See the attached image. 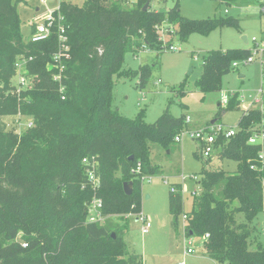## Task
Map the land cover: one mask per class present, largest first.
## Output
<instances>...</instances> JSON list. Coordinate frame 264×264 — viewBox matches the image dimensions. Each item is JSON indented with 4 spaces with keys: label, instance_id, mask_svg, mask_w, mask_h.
I'll return each instance as SVG.
<instances>
[{
    "label": "trees",
    "instance_id": "trees-1",
    "mask_svg": "<svg viewBox=\"0 0 264 264\" xmlns=\"http://www.w3.org/2000/svg\"><path fill=\"white\" fill-rule=\"evenodd\" d=\"M21 1L0 0V264H142V255L126 243L127 222L120 221L141 211L142 183L131 169L140 162L141 173L159 174L160 168L149 159V142L168 149L188 122L185 116H173L169 108L153 123L145 121V110L134 118L121 115L110 103L112 77L123 73L127 52L164 50L162 26H175L179 40L185 41L191 32L207 34L225 24L239 28V21L216 15L190 19L180 14L178 0L167 10L151 9L150 0H136L130 7L124 5L126 0H85L81 6L61 2L71 55L62 99L47 69L57 35L41 42L24 41L16 11ZM213 1L229 5L239 0ZM250 53L248 48L207 51L197 86L204 91L219 89L222 76L234 68L232 63ZM19 55L33 57L25 67L33 83L17 92L12 79ZM153 67L140 65L126 74L135 75L138 86L145 88ZM235 108H240L238 93L227 100L226 110ZM16 115L29 118L32 126L21 133L7 130L2 118ZM260 120L258 109L243 110L237 133L218 139V159L235 161V171L210 170L205 164L212 159L201 158L199 190L193 193L190 211H183L181 186L172 184L177 190H169L172 223L186 214L185 232L202 238L207 234L202 251L216 263L264 264L262 245L249 248L250 222L264 205V167L256 159L258 146L247 139ZM91 156L99 162L96 192L82 188L86 182L82 158ZM38 177L44 178L39 188ZM129 181L133 193L128 196L123 183ZM94 195L102 198L103 213L115 219L86 222V203Z\"/></svg>",
    "mask_w": 264,
    "mask_h": 264
},
{
    "label": "rangeland",
    "instance_id": "rangeland-1",
    "mask_svg": "<svg viewBox=\"0 0 264 264\" xmlns=\"http://www.w3.org/2000/svg\"><path fill=\"white\" fill-rule=\"evenodd\" d=\"M64 1L81 6L85 0H22L17 4L16 11L20 19L23 40L29 39L30 25L34 18L44 14L48 9L58 8ZM135 1L126 0L124 5L130 7ZM175 1L150 0V7L153 10H167ZM178 1L182 16L199 20L215 15L236 18L240 27L225 24L207 34L191 32L185 41H180L175 26H162L159 35L164 42V50L159 52L141 48L127 52L123 58V73L112 77L110 103L121 115L134 118L141 110H145V121L153 123L169 108L173 116L190 117L188 131L183 132L181 140L170 145L168 149L156 142H149L150 162L160 168V173L149 175L150 179L145 180L141 186L140 212L151 222L148 232L142 233V220H135L137 216L135 214H127L126 221L120 220L127 222L126 243L129 248L142 255V264H163L173 257L184 256L187 254V248L193 250V255L201 258L204 238L185 232L183 214H180L176 224H173L168 206L171 184L181 186L184 212L191 210L192 192L199 190L197 181L204 161L197 155L199 145L190 137L189 131L204 128L212 120L226 128H236L244 107L259 110L261 103H255L254 99L259 96L258 90L264 89V76L258 60L250 63L239 62L238 67L222 76L221 86L217 90L204 91L197 86L202 73V57L207 51L253 48V37L261 43L264 39V0H244L246 2H234L229 5L219 4L213 0ZM243 35L247 36L248 43L242 40ZM168 43L175 46V49L169 50ZM144 64L154 67L148 84L141 88L137 84L138 78L135 75L130 77L126 71L135 72ZM12 81L16 82L17 78L14 77ZM1 82L0 79V84ZM233 93H238L240 108L226 110L228 97ZM2 120L7 130H14L17 133L23 132L30 121L22 115L5 116ZM205 166L210 170L235 171L237 163L228 159L220 160L214 155L211 162ZM43 182V177L37 178L38 188ZM115 217L110 215L109 219ZM238 219L244 221L243 215ZM250 228L249 248L257 249L260 244L264 248V205L250 222ZM187 264L214 263L209 259H203L202 262L193 260Z\"/></svg>",
    "mask_w": 264,
    "mask_h": 264
},
{
    "label": "built area",
    "instance_id": "built-area-1",
    "mask_svg": "<svg viewBox=\"0 0 264 264\" xmlns=\"http://www.w3.org/2000/svg\"><path fill=\"white\" fill-rule=\"evenodd\" d=\"M60 5V4H59ZM31 31L29 34V39L26 42H41L47 40L52 34L57 35V46L56 49L51 54V59L47 64V69L52 71V79L57 83V90L61 94V98L64 99L65 84L63 81L64 71L66 68V62L70 58V45L67 34V25L65 24V17L61 13L60 8H55L53 10H47L42 15L37 16L31 21ZM254 47L250 48L251 53L245 59L234 61L232 66L238 67L239 62L250 63L255 60L260 61L261 67H264V40L261 43H258L256 37L252 38ZM169 50H174L175 46L170 45ZM33 59L32 56L19 55L17 56L14 62L15 75L17 81L14 82L17 92L25 90L31 86L33 83L31 76L25 74V67L29 61ZM263 74V72H262ZM258 95L255 99V103H261V106L258 107L261 120L258 124L251 127L250 135L247 139V143L251 145L258 146L257 160L261 163V166L264 167V89L260 88L258 90ZM226 102V99L224 100ZM253 107H244V112H248ZM20 116V115H19ZM186 122L189 123L190 117H185ZM27 128L32 126V121H28L26 124ZM187 129H184L179 135L175 136V141L181 140V134ZM238 131V125L236 128L228 127L226 128L223 124L214 122L209 123L207 126L201 129L192 130L190 132V137L196 141L199 145V151L197 152L198 156L202 159L211 158L214 155H217L221 149L218 144V139L224 137L229 139L233 137ZM82 164L85 166L86 170V182L82 184V188L88 186L91 190L96 192L100 188V178L96 174L98 170V159L95 156L83 157ZM141 163L137 162L131 169V174H134L136 178H139L141 183L145 180H149L150 174L141 173ZM256 165L252 164L251 169L255 170ZM264 189V181H263ZM177 188L175 185L171 184L170 191L176 192ZM195 191L192 192L195 193ZM103 200L101 197L94 195L86 203V222L88 223H98L103 224L110 217L107 214L103 213ZM138 220H142L141 231L142 233H147L151 227V222L147 220L146 217L142 216L141 212L137 215ZM183 219H186V214H183ZM208 235L206 234L203 238L207 239ZM25 246V244H23ZM186 253H193V250L190 248L186 249ZM172 264H184V262H176Z\"/></svg>",
    "mask_w": 264,
    "mask_h": 264
},
{
    "label": "crops",
    "instance_id": "crops-1",
    "mask_svg": "<svg viewBox=\"0 0 264 264\" xmlns=\"http://www.w3.org/2000/svg\"><path fill=\"white\" fill-rule=\"evenodd\" d=\"M236 2L243 3V2H246V1H244V0H239V1H236ZM233 3H234V2H233ZM243 36H245V35H243ZM246 37H247V36H246ZM263 40H264V39H263ZM245 43H248V38H247V42H245ZM252 43H253V42H252ZM247 48H248V47H247ZM248 49H250V47H249ZM240 76H242V75H240ZM210 123H211V122H210ZM127 219H128V217H127ZM135 220H138V217H137V216L135 217ZM190 254L193 255V253H188V254H185L184 256L173 257V258L169 259L168 261H166V262L163 263V264H172V263H176V262H184V264H187V262L191 263L193 260H195V261H199V262H202L203 259H209V260H211L214 264H218V263L214 262L212 259H210L208 256L204 255V254H203V251H202V256H201V258L198 257V256H195V255L190 256ZM193 257H194V258H193Z\"/></svg>",
    "mask_w": 264,
    "mask_h": 264
},
{
    "label": "water",
    "instance_id": "water-1",
    "mask_svg": "<svg viewBox=\"0 0 264 264\" xmlns=\"http://www.w3.org/2000/svg\"><path fill=\"white\" fill-rule=\"evenodd\" d=\"M144 9H146V6L144 7ZM242 40L244 42H247V37L246 36H242ZM215 120H212L211 123H214ZM130 159H133L132 156L130 157ZM123 191L126 195H131L133 193V183L131 181L129 182H124L123 183ZM189 235H192V232H190ZM112 236L114 237V234H112Z\"/></svg>",
    "mask_w": 264,
    "mask_h": 264
}]
</instances>
